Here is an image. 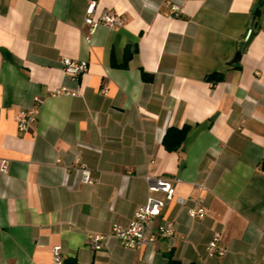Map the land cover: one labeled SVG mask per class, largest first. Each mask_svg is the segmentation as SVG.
I'll use <instances>...</instances> for the list:
<instances>
[{
    "label": "crops",
    "instance_id": "1",
    "mask_svg": "<svg viewBox=\"0 0 264 264\" xmlns=\"http://www.w3.org/2000/svg\"><path fill=\"white\" fill-rule=\"evenodd\" d=\"M85 8L0 0V264H57L56 246L77 264H264V0H97L117 23L94 30ZM64 57L86 72L72 79ZM146 175L185 199L156 219L174 234L93 250L86 235L146 204ZM213 237L224 255H207Z\"/></svg>",
    "mask_w": 264,
    "mask_h": 264
},
{
    "label": "built area",
    "instance_id": "2",
    "mask_svg": "<svg viewBox=\"0 0 264 264\" xmlns=\"http://www.w3.org/2000/svg\"><path fill=\"white\" fill-rule=\"evenodd\" d=\"M96 6L97 0H86L84 20L92 27V30L99 25L108 27L115 26L117 23L116 17L110 13H102L98 18H95ZM179 11L180 8L178 5H170V12L172 14H176ZM61 62L65 73L74 80L86 72L88 68V62L83 59L64 57ZM103 92H106V90H103ZM52 94L77 95V91H71L67 89V87L62 86L54 90ZM38 112L39 108L37 106L21 109L15 116L18 129L20 131H26L28 126L37 119ZM74 168L79 172L80 181L82 183H93L96 180L91 170L80 163L79 158H76ZM1 170L4 173L7 172L5 164H3ZM145 179L148 183V190L150 192L146 204L135 210L133 218L127 226L114 223L111 228V233L108 235L100 233L86 235V242L93 250L100 249L105 240L111 236L117 238L124 247L135 249L149 242H153L157 238H168L174 234L175 229L172 223L156 224V219L160 216L166 205L174 200L184 205L185 199L175 196L174 185L170 180L152 175H146ZM155 192H161L163 196L157 197L153 195ZM188 212L192 217H201L205 213L204 209L198 204L190 207ZM218 241V237H213L208 242L207 255L209 257L224 255L226 249L220 246ZM53 256L57 264L62 263L63 258L60 254L59 246L54 247Z\"/></svg>",
    "mask_w": 264,
    "mask_h": 264
},
{
    "label": "trees",
    "instance_id": "3",
    "mask_svg": "<svg viewBox=\"0 0 264 264\" xmlns=\"http://www.w3.org/2000/svg\"><path fill=\"white\" fill-rule=\"evenodd\" d=\"M180 134H179V137L180 139L182 140V138H184L185 136V132H186V127H183L182 129L179 130ZM169 132V130H168ZM169 263L170 264H181L178 260L176 259H173L171 256H169ZM61 264H77V261L75 258H66L62 261Z\"/></svg>",
    "mask_w": 264,
    "mask_h": 264
}]
</instances>
